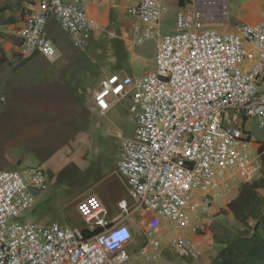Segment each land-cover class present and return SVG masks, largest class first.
Segmentation results:
<instances>
[{"label": "built area", "instance_id": "built-area-1", "mask_svg": "<svg viewBox=\"0 0 264 264\" xmlns=\"http://www.w3.org/2000/svg\"><path fill=\"white\" fill-rule=\"evenodd\" d=\"M163 12L162 0H137L129 9L144 25L136 43L155 39L154 71L104 76L92 89L99 116L130 95L135 117L116 163L126 182L116 216L108 220L100 199L92 197L77 206L85 229L21 222L46 190V175L39 167L0 170V264H154L163 253V221L195 230L216 200L228 204L238 186L256 178L258 165L238 120L255 119L264 134V20L222 33L206 27L199 11H178L176 31L158 35ZM50 19L77 49L96 28L82 0H36L18 32L22 56L58 57L45 35ZM145 215L143 241L135 246L130 224ZM84 231L92 235L85 238ZM170 245L193 260L201 253L182 238Z\"/></svg>", "mask_w": 264, "mask_h": 264}, {"label": "rangeland", "instance_id": "rangeland-1", "mask_svg": "<svg viewBox=\"0 0 264 264\" xmlns=\"http://www.w3.org/2000/svg\"><path fill=\"white\" fill-rule=\"evenodd\" d=\"M233 6L228 0L227 19L224 0L220 6L201 5L200 9L208 13L212 26L224 33L226 28L231 32L241 25L232 15ZM64 47L66 57L86 64H76L64 78L59 76L62 80L52 76L42 79L31 65L21 69L16 76L19 78L16 85L22 87L24 99L15 109L0 115V149L9 153L10 157L28 159L20 166L7 169L19 171L26 167H39L46 175V190L36 195V203L23 213L21 222L27 219L42 226L56 223L62 227L82 229L86 224L78 215L77 206L84 200L92 197L101 199L102 196L106 212H114L115 200L123 193L125 180L116 170L119 149L125 139L133 136L136 123L134 115L129 112L130 95L114 100L104 116H99L92 107L85 105L92 85L103 73L124 75L118 72L121 59L109 55L102 48L77 55L78 50L70 43L66 42ZM31 57L41 58L22 55L17 58ZM145 67L153 72L154 62L150 60ZM28 90L34 91L38 97L32 100ZM56 95L60 97L55 98ZM60 104L66 105L60 107ZM2 107L0 102V109ZM17 125L21 130H16ZM238 126L243 130V140L247 143L245 149L258 165V177L263 159L258 149L264 145V134L252 118L240 117ZM254 144L259 146L253 149ZM125 197L126 194L121 198ZM255 224L250 220L239 225L233 237L251 235ZM134 229L136 233H133L132 244L140 245L142 234L137 225ZM257 232L263 234L261 226ZM218 235L217 241L225 237V233L220 231ZM181 236L177 229L172 228L162 239L163 248L170 252L184 251L170 249L171 240ZM184 254L192 259L186 251Z\"/></svg>", "mask_w": 264, "mask_h": 264}, {"label": "crops", "instance_id": "crops-1", "mask_svg": "<svg viewBox=\"0 0 264 264\" xmlns=\"http://www.w3.org/2000/svg\"><path fill=\"white\" fill-rule=\"evenodd\" d=\"M82 1L83 8L88 17L93 20L96 25V28L91 33L90 40L84 48H74L70 38L62 31L59 23L55 19H50L46 25L45 35L54 43L58 57L56 59H48L41 55H35L41 58L34 59V57H31L27 59H18L17 57L22 55L20 48L21 39L18 32L23 26L24 14L27 8L30 4L35 3L36 0H0V102L3 103V107L0 109V115L12 108L15 109L18 103L24 99L22 87L16 85V83L19 82V78H16V76L21 69L31 65L42 79H49V76H52L53 79H57L59 76H63L64 78L65 74L70 72V69L76 67V64H86L76 61L75 58L66 57V50L64 47L66 42L70 43L74 49L78 50L79 53H77V55H84L88 53L89 50L93 49L96 51L102 48L109 55L121 59L118 72L124 75L140 76L150 73L151 69H146L145 64L150 60L152 63L154 62L155 39H146L141 43H136V38L144 28V25L140 20L129 14V9L136 4L137 0ZM230 1L231 4L234 5L232 15L241 25L256 24L264 20V0ZM221 2H223V0H162L164 12L159 19L157 29L158 35H168L176 31L175 17L178 11H184L188 16L194 11H199L202 14L204 25L206 27L215 28L212 26L213 23L208 17V13L203 9L201 10L200 6H220ZM224 3L227 19L228 0H224ZM223 11L224 10H222V14ZM217 30L221 32V30ZM228 30L229 29L226 28V32L224 33L236 31L233 30L229 32ZM108 75L112 74L103 73L100 78L95 81L90 91V97L87 99L85 105H89L95 110L91 102L92 89L102 77ZM59 80H62V78ZM28 91V95L31 96L32 100L38 97L34 91ZM64 93H66L65 87ZM56 97L60 96L56 95L55 98ZM1 99H3V101H1ZM65 105L66 104H60L59 106L64 107ZM16 122L17 124L19 123V121ZM30 122L31 121H29V123ZM16 130H21L18 125ZM258 146L259 144H254L252 148L255 149ZM25 160L28 159L10 157L9 153L6 154L0 149V170H11L7 168L17 165L20 166ZM123 183V193L116 198L114 212L112 214L106 212V208L102 202V196L100 197L105 211V217L108 220L114 219L117 214V202L126 194L125 180ZM239 187L240 186L236 189L237 191L235 192L234 198L238 194ZM257 192L260 196L264 197V189H258ZM226 205L227 204L222 201L214 202L210 210V218L206 219L205 224L202 226H195V230L193 226L177 229L168 221H163L162 227L160 228L162 239L172 228H175L178 230V233L182 235L180 238L194 243L201 253L197 260H192L184 254L185 250H172L173 252H170L163 248L162 258L154 264L211 263L215 259L218 251L222 248V245L217 241V236H219L218 232H223L225 235H230L232 237L237 227L241 225L234 219L233 214ZM148 219L149 215H145L141 218L135 216L130 224L133 233H136L134 225H137L142 234L145 226L144 224ZM82 229H85V226L82 227ZM171 248L172 247H170V249Z\"/></svg>", "mask_w": 264, "mask_h": 264}, {"label": "trees", "instance_id": "trees-1", "mask_svg": "<svg viewBox=\"0 0 264 264\" xmlns=\"http://www.w3.org/2000/svg\"><path fill=\"white\" fill-rule=\"evenodd\" d=\"M258 153L263 154L260 175L241 184L237 196L226 205L241 225L249 220L255 221L254 231L249 236L225 235L219 239L222 248L209 264H264V197L257 192L258 189H264V145L259 147ZM260 226L262 235L257 232ZM91 235L84 231L85 238Z\"/></svg>", "mask_w": 264, "mask_h": 264}, {"label": "clouds", "instance_id": "clouds-1", "mask_svg": "<svg viewBox=\"0 0 264 264\" xmlns=\"http://www.w3.org/2000/svg\"><path fill=\"white\" fill-rule=\"evenodd\" d=\"M126 236H127V232H126V231H124L123 235H122V236H120L119 238H120V239H123V238H125Z\"/></svg>", "mask_w": 264, "mask_h": 264}, {"label": "snow or ice", "instance_id": "snow-or-ice-1", "mask_svg": "<svg viewBox=\"0 0 264 264\" xmlns=\"http://www.w3.org/2000/svg\"><path fill=\"white\" fill-rule=\"evenodd\" d=\"M117 91H119V89H117Z\"/></svg>", "mask_w": 264, "mask_h": 264}]
</instances>
